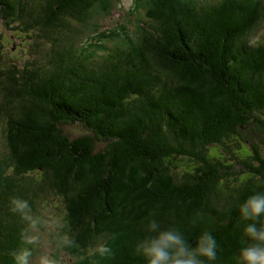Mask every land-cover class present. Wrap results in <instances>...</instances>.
I'll return each mask as SVG.
<instances>
[{"label": "trees", "instance_id": "obj_1", "mask_svg": "<svg viewBox=\"0 0 264 264\" xmlns=\"http://www.w3.org/2000/svg\"><path fill=\"white\" fill-rule=\"evenodd\" d=\"M151 1L136 41L98 54L71 42L109 0H0L2 20L52 42L21 66L0 50V264L29 225L10 199L32 216L47 189L82 264H146L135 246L150 218L193 246L210 232L212 264H238L239 205L264 192V142L251 139L264 132V41L252 40L264 0ZM71 125L87 132L72 138Z\"/></svg>", "mask_w": 264, "mask_h": 264}, {"label": "rangeland", "instance_id": "obj_2", "mask_svg": "<svg viewBox=\"0 0 264 264\" xmlns=\"http://www.w3.org/2000/svg\"><path fill=\"white\" fill-rule=\"evenodd\" d=\"M150 1L109 0L105 5L99 4L92 10L89 25L80 26L71 43L76 45L78 49L80 47H93L99 54L103 47L125 46L129 44V41H136L146 30L147 25L151 24V11L154 10V5ZM196 1L200 5H212L220 0ZM25 35V33L18 31L17 23H7V20L4 21L0 18L1 59L11 63L19 61L21 64L17 65L21 66L26 64L25 62L32 61L37 53H39L38 57L40 58L42 52L52 47V42L47 45L42 42L45 40L42 39L39 31L29 32ZM252 40L255 42L264 41V21L255 29ZM37 43L40 46H36ZM65 131L72 138H77L87 132L82 125L66 126ZM252 135L251 139L256 143L264 142V132L258 134L254 132ZM4 140L3 126L0 119V154L6 151ZM35 177L41 180L43 175L38 174ZM39 195L40 200L36 205L35 213L32 215L34 220L29 222L26 230V236L33 238L35 242L31 244L24 243L22 246L30 248L33 252L30 264H35L36 258L44 251L53 254L58 264H82L84 256L75 252L72 246H62V238L65 235L71 236L66 222L68 218L62 198L51 193L48 189ZM95 249H91L89 254L95 252Z\"/></svg>", "mask_w": 264, "mask_h": 264}, {"label": "clouds", "instance_id": "obj_3", "mask_svg": "<svg viewBox=\"0 0 264 264\" xmlns=\"http://www.w3.org/2000/svg\"><path fill=\"white\" fill-rule=\"evenodd\" d=\"M10 210L19 213L22 220L33 222L31 206L19 197L10 199ZM239 214L244 224L242 237L245 245L239 249L238 264H264V192L256 191L239 205ZM148 233L135 246V252L146 264H212L217 258V241L208 231L194 237L189 243L185 234L177 228H162L156 218H150L145 226ZM22 240L31 244L34 239L22 234ZM76 241L69 235L62 238V246H75ZM102 254L111 250L107 246L100 249ZM33 252L21 247L12 253L14 264H30ZM35 264H58L48 251L42 252Z\"/></svg>", "mask_w": 264, "mask_h": 264}]
</instances>
